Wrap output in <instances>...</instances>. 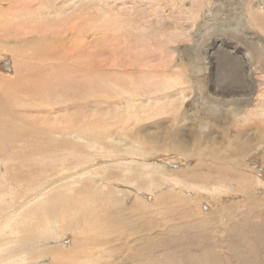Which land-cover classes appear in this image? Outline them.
I'll return each instance as SVG.
<instances>
[{"label":"rangeland","instance_id":"374dc122","mask_svg":"<svg viewBox=\"0 0 264 264\" xmlns=\"http://www.w3.org/2000/svg\"><path fill=\"white\" fill-rule=\"evenodd\" d=\"M1 26L24 264H264V0H0Z\"/></svg>","mask_w":264,"mask_h":264},{"label":"bare ground","instance_id":"6f19581e","mask_svg":"<svg viewBox=\"0 0 264 264\" xmlns=\"http://www.w3.org/2000/svg\"><path fill=\"white\" fill-rule=\"evenodd\" d=\"M208 20V19H207ZM222 20H223V18H222ZM239 20V19H238ZM245 20V19H244ZM2 28V26L0 27V29ZM4 32V31H3ZM216 37V36H215ZM37 40V39H36ZM215 40L217 41V43H215V45H218L219 44V47L221 46V45H225V46H227V45H229V41L228 40H226V38L225 37H222L221 35H218L216 38H215ZM38 41V40H37ZM23 42H25V41H23ZM3 43V42H2ZM1 42H0V47L2 46L1 44H2ZM23 44V43H22ZM25 44V43H24ZM38 44V43H37ZM23 46V45H22ZM27 46V45H26ZM237 44L236 45H231L230 47L232 48V49H236L237 48ZM37 47H39V46H37ZM14 49V48H13ZM21 50V49H20ZM207 51H206V55H207V57H210L211 55H213L215 52H214V49L213 50H211L210 48H207L206 49ZM35 51V50H34ZM245 54V59H246V63H247V65H248V67L250 68V66H251V64L254 62L251 58H250V56L248 55V53H246V52H244ZM255 68V67H254ZM251 70L253 69L252 67L250 68ZM249 71V70H248ZM4 72V71H3ZM3 72H0V73H3ZM250 72V71H249ZM5 75V74H4ZM29 75V74H28ZM248 76V78H251V75L250 74H248L247 75ZM29 77V76H28ZM5 80V79H4ZM252 84V83H251ZM2 86H3V84H1ZM6 86H7V84H6ZM21 86V85H20ZM2 97H4V95H2L1 96V98ZM257 97V96H256ZM11 110V109H10ZM9 110V108L7 109V108H5V106H4V103L2 102V101H0V112H7V113H9L10 115H11V112H9L10 111ZM18 121H20V122H22V120L20 119V118H16ZM22 124L25 126V127H28L27 125H25L23 122H22ZM20 127V126H19ZM35 131H37V129L35 130ZM41 133V132H40ZM39 133V134H40ZM44 135V134H43ZM18 171H16V172H13V173H10V174H13L12 175V177L11 178H13V180H15L16 181V179L17 178H19V179H21V180H23V178L20 176V175H18ZM11 176V175H10ZM18 181V180H17ZM17 183V182H16ZM106 187V186H105ZM20 188V187H19ZM49 193V192H48ZM13 195V194H12ZM46 197V196H45ZM53 197V196H52ZM51 197V198H52ZM54 198V197H53ZM52 198V199H53ZM6 200L7 198H6V196L4 195V198L3 197H0V201L1 200ZM3 200V201H4ZM49 200H51L49 197H48V201ZM70 200V199H69ZM6 202H8V201H6ZM42 203H43V201H41ZM45 202V201H44ZM67 202V201H66ZM7 205V204H6ZM66 205H68L69 207H71V206H73V204L70 202V201H68L67 203H66ZM5 206V205H4ZM22 206V205H21ZM76 206V205H75ZM78 207V206H77ZM5 208V207H4ZM3 208V209H4ZM27 208V207H26ZM44 209V208H43ZM23 210L25 211V207L23 206V208L21 209V215H20V212H18V214H17V216H16V218L13 220V218H12V216H10V217H8V218H6V222H4V223H2V224H0V262H3L4 261V264H22L23 263V261H26V259H28V249H26V248H24V246H26V237H25V230H24V228H23V225H24V223H20L19 224V222H20V219L21 218H24V216H22V212H23ZM47 210V209H46ZM78 212H79V214H80V216H82L83 218H86V212H87V210H86V208H83L82 206H80L79 208H78ZM70 211V210H69ZM46 212V211H45ZM12 213V212H11ZM17 213V212H16ZM70 218V217H69ZM26 219V218H25ZM71 219H73V216L70 218V220L69 221H71ZM59 220V219H58ZM60 220H61V225H62V227H63V222L65 221L64 220V217H61L60 218ZM64 220V221H63ZM27 221V223H28V220H26ZM26 221H25V223H26ZM103 221V220H102ZM51 222H53V221H51ZM81 222V221H80ZM66 224V223H65ZM58 225H60V224H58ZM60 225V226H61ZM50 225H48L47 227H49ZM65 226V225H64ZM69 226V225H68ZM54 229V228H53ZM12 235H15L16 236V238H15V242L14 243H11V241H10V238H11V236ZM73 240V239H72ZM63 241V240H62ZM54 242V241H53ZM73 242H75V241H73ZM72 245V244H71ZM70 245V246H71ZM75 245V244H74ZM80 246H82V245H80ZM85 246V245H84ZM73 247H75V246H73ZM77 247V246H76ZM75 247V248H76ZM70 250H72V247H71V249ZM55 253H53V255L51 256V262H52V264L54 263V261H55V263L54 264H56V258H55V255H54ZM34 255H36V253L34 254ZM34 255H32V257H34ZM26 256V257H25ZM77 256V255H76ZM78 257V256H77ZM81 257V256H80ZM29 258H31V256L29 257ZM119 258V257H118ZM62 259V258H61ZM60 259V260H61ZM90 259V258H89ZM94 259V258H93ZM60 260H58L57 261V263L60 261ZM76 261V260H75ZM81 261V260H80ZM135 261V260H134ZM38 262V261H37ZM36 262V263H37ZM50 262V263H51ZM113 263V262H112ZM122 263V262H121ZM1 264V263H0ZM24 264V263H23ZM26 264V263H25ZM40 264V263H39ZM76 264V263H75Z\"/></svg>","mask_w":264,"mask_h":264},{"label":"crops","instance_id":"0c3cea01","mask_svg":"<svg viewBox=\"0 0 264 264\" xmlns=\"http://www.w3.org/2000/svg\"><path fill=\"white\" fill-rule=\"evenodd\" d=\"M198 37H200V35Z\"/></svg>","mask_w":264,"mask_h":264}]
</instances>
